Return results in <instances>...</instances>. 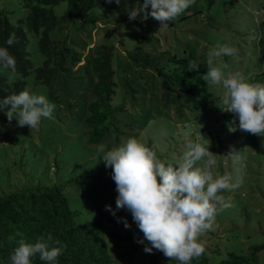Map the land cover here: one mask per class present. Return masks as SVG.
I'll use <instances>...</instances> for the list:
<instances>
[{
    "label": "rangeland",
    "instance_id": "rangeland-1",
    "mask_svg": "<svg viewBox=\"0 0 264 264\" xmlns=\"http://www.w3.org/2000/svg\"><path fill=\"white\" fill-rule=\"evenodd\" d=\"M139 7L138 1L121 0L119 5L113 1L106 9L94 8L84 20L51 31L53 40L66 41L82 54L83 60L50 84L38 82L34 73L26 77L30 93L44 95L56 105L52 119L42 118L39 127L29 129L19 126L15 118L10 124L0 112V191L66 182L69 186L65 193L72 206L82 211V220L96 217L104 222L113 264H173L175 260L160 251H144L147 241L138 243L143 233L130 212L120 209L114 217L105 210L106 205L116 208L117 192L111 169L101 161L104 153L98 151V146L104 144L110 150L134 137L162 161L175 163L187 150V143H209L216 159L214 176L244 177L240 187L220 193L231 207L219 212L213 230L199 237V242L209 247L211 264H218L229 252L247 253L250 246L264 245V136L239 129L228 131L227 122L233 116L221 110L220 97L225 91L222 85L211 90L208 102L184 98L181 110L174 102H164L161 79L153 76V69L139 65L135 55L140 49L186 57L199 65L198 71L190 70L194 78L207 72L209 49L227 44L237 49V54L223 56L216 64L225 78L239 71L249 82L264 83V59L260 53L264 0H195L189 11L177 17L175 25L169 23L163 28L151 17L147 21H130L128 12ZM66 9L67 3L63 2L55 12L61 17ZM2 11L14 24L28 15L20 0H0ZM29 38L30 58L41 66L45 56L39 48V37L29 33ZM101 45L115 49L113 65L122 132L91 143L85 119L88 104L95 99L93 87L98 80L92 60ZM0 69L10 81L21 77L4 67ZM126 78L138 90L133 95L126 91ZM230 145L239 150V162L234 163L227 155ZM117 217L126 218L131 227L125 228L123 219L118 222ZM259 255V264H264V249Z\"/></svg>",
    "mask_w": 264,
    "mask_h": 264
},
{
    "label": "clouds",
    "instance_id": "clouds-1",
    "mask_svg": "<svg viewBox=\"0 0 264 264\" xmlns=\"http://www.w3.org/2000/svg\"><path fill=\"white\" fill-rule=\"evenodd\" d=\"M114 2L119 5L121 0ZM194 3L195 0H143L139 8L128 12V18L147 21L151 17L163 28ZM15 42L13 37L7 40L9 46ZM236 54L237 49L227 44L210 48L207 72L202 78L207 85H222L225 90L220 97L223 105L220 107L233 114V119L227 122L229 132L239 129L264 136V83L249 82L239 71L230 72L225 78L216 66L221 57ZM0 66L16 71V59L6 47H0ZM188 69L198 71L199 65L190 63ZM55 108L44 95L30 93L27 88L0 97V112L6 115L9 123L15 118L19 126L29 129L39 127L42 118L52 119ZM186 148L180 160L173 163L162 161L151 148L134 137L110 150H106L104 144L98 146V151L104 153L101 161L111 169L117 192L116 208L106 205L105 210L114 217L120 209L130 212L143 233L138 243L147 241L144 251L152 253L155 249L177 264H192L194 259H201L205 248L199 237L213 230L219 212L231 207L220 193L234 191L244 183L242 174L235 177L213 175L216 159L209 150V143L205 146L189 142ZM227 155L234 163L240 160L239 150L234 145L229 146ZM201 161H204L202 165ZM121 219L125 228L131 227L126 218L117 217L118 222ZM10 239L16 240V246L7 264H32L33 257H38L43 264H58L66 248L51 233L34 243L28 242L19 231Z\"/></svg>",
    "mask_w": 264,
    "mask_h": 264
},
{
    "label": "trees",
    "instance_id": "trees-1",
    "mask_svg": "<svg viewBox=\"0 0 264 264\" xmlns=\"http://www.w3.org/2000/svg\"><path fill=\"white\" fill-rule=\"evenodd\" d=\"M20 1L28 11L26 19L14 24L4 11L0 13V47L8 48L15 57L16 71L13 73L21 75L17 80L10 81L0 69V97L18 93L24 88L29 90L26 77L31 73L35 74L38 82L50 84L58 75L63 76L82 61V54L76 48L69 46L66 41L53 40L51 31L68 23L84 20L94 8L106 9L111 4L108 0ZM128 1H138L140 6L143 2ZM63 2L67 3V9L59 17L55 8ZM192 5L184 12L189 11ZM176 23L177 18L170 25ZM29 33L39 37V48L45 56L41 66H37L30 58ZM10 37L16 41L12 46L7 44ZM137 50L139 52L135 57L139 60V65L153 69V76L161 79L164 102H174L177 109L181 110L184 108V98L198 102L209 101L211 90L215 86L207 85L203 75L192 77V72L188 69L189 59L166 55L165 51L153 54ZM95 52L92 65L98 74V80L93 87L95 99L88 104L85 125L89 141L100 143L112 133H121L123 120L119 112L121 106L117 103L118 83L113 65L115 49L101 45ZM260 53L264 59V38L260 41ZM124 86L131 95L138 91L128 78ZM226 116L232 117L233 114L227 113ZM252 142L256 143L253 138ZM68 186L66 182H52L16 186L9 191H0V264H7L9 254L16 246V240L10 237H15L17 231L22 232L31 243L51 233L55 239L65 244L66 248L58 258V264H113L104 222L96 217L82 220V211L72 206L65 193ZM203 246L205 253L200 260L194 259L192 264H211L209 247L205 244ZM262 249L264 245L258 244L250 246L247 253L229 252L228 257L218 264H259ZM32 264L43 262L38 257H33ZM173 264L177 262L174 261Z\"/></svg>",
    "mask_w": 264,
    "mask_h": 264
}]
</instances>
